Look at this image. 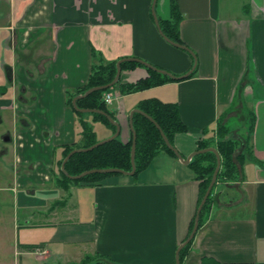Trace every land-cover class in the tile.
Wrapping results in <instances>:
<instances>
[{"label": "crops", "instance_id": "crops-1", "mask_svg": "<svg viewBox=\"0 0 264 264\" xmlns=\"http://www.w3.org/2000/svg\"><path fill=\"white\" fill-rule=\"evenodd\" d=\"M175 2L194 73L121 93L122 84L148 75L144 65L125 67L107 106L126 142L129 113L141 100L175 103L186 129L171 144L183 159L199 140L214 137L222 119L230 135L252 125L250 149L239 151L243 178L216 184L217 203L183 264H264V0ZM151 3L0 0V140L7 143L0 158L9 154L12 173L6 179L0 172V190L13 196L11 211L0 214V264H73L85 255L115 264H174L197 209L190 161L161 151L135 177L120 173L100 184L61 186L55 175L61 147L82 141L80 116L67 99L85 84L93 51L106 61L140 58L175 75L191 68L193 57L158 33ZM155 13L169 19L170 0H156ZM233 110L243 115L238 130L229 125ZM90 124L97 140L112 135L104 123ZM38 189L42 198L30 199Z\"/></svg>", "mask_w": 264, "mask_h": 264}, {"label": "trees", "instance_id": "trees-1", "mask_svg": "<svg viewBox=\"0 0 264 264\" xmlns=\"http://www.w3.org/2000/svg\"><path fill=\"white\" fill-rule=\"evenodd\" d=\"M151 16V13H150ZM152 17V16H151ZM181 14L177 7L175 0H170V18L161 19L158 18L162 32L173 42L183 44L179 35V23ZM93 62L91 64L90 73L87 77L85 84L78 88L73 94L68 96L67 102L71 106L72 97L81 94L90 87L104 85L109 83L116 71V60L106 61L103 56L97 52H92ZM136 65L143 66L142 64L134 61H124L121 63V69L125 67L132 68ZM158 68L160 66L155 65ZM147 69L148 75L142 79L137 80L134 83L122 84L120 86L121 93H130L138 90H143L152 86L160 85L166 82L175 81L166 75L159 74L149 68ZM194 73V71H193ZM189 77V76H188ZM118 83V81L116 82ZM116 83L114 85H116ZM113 85V86H114ZM112 86V87H113ZM104 90H96L88 95L79 98L76 104L79 108H91L99 109L110 115L114 119V112L110 110L107 104L102 99L105 92L111 90V88ZM72 107V106H71ZM138 108L148 114L154 121H156L160 127V130L171 142L172 137L177 132L185 131V124L182 122L178 107L175 103L163 102L157 98H148L141 100L138 104ZM79 116L81 131V142H73L61 147V157L57 161V178L56 182L61 186H66L68 183H89L100 184L104 178L111 175H118L120 173H91L87 174L79 179H70L66 177L60 170V164L63 157L73 148L88 147L95 142L99 141L96 138L95 132L90 124L91 121H100L107 125L112 134L115 132V126L110 123L107 118L99 113H80L76 112ZM89 115L91 120H87L83 115ZM253 120V118H252ZM253 123V122H252ZM132 124L136 133V145H135V172L132 177H135L140 171L145 169L152 158L161 151L168 152L175 156L174 152L170 150L164 143L159 129L146 117L140 113H133ZM252 131V125L248 123L247 133L244 139L245 149H250V136ZM205 140H199L197 143V149L213 146L216 148L220 155V168L217 173V178L214 186L211 189L205 203L203 204L198 221V228L205 220L210 207L217 203L218 194L214 188L217 183L224 184L228 182H234L242 180V161L244 159L243 152H237V141L232 138L228 133V128L221 123L216 128V133ZM241 144V143H240ZM130 147L131 138L123 142L117 135L112 140H109L91 150L84 152H75L72 154L65 163V169L70 175H77L85 170L94 168H118L124 171L131 170L130 164ZM190 167L195 173V179L198 181V198L197 206L202 199L204 192L210 182L212 173L216 165V157L213 152L207 151L196 154L189 162ZM194 216L192 217L188 234L193 225ZM193 240V239H192ZM188 242L179 252L180 264H183L184 256L187 249L192 242ZM73 264H115L108 259L85 255L79 263Z\"/></svg>", "mask_w": 264, "mask_h": 264}, {"label": "water", "instance_id": "water-1", "mask_svg": "<svg viewBox=\"0 0 264 264\" xmlns=\"http://www.w3.org/2000/svg\"><path fill=\"white\" fill-rule=\"evenodd\" d=\"M155 3H156V0H152L151 7H150V13H151V16L153 18L154 24H155V26H156V28L158 30V33L161 35V37L166 42H168L169 44H171V45H173V46H175L177 48H180V49H183V50L187 51L193 57V64H192L191 68L188 71H186L185 73L181 74V75H175V74L171 73L170 71H168L166 69L158 68L155 65H152L151 63H149L147 61H144V60H142L140 58L126 57V58H121V59L117 60L115 75H114L113 79L109 83L104 84V85H98V86L90 87L89 89H87L83 93L75 95L72 98V101H71L72 107H73V109L75 111H78V112H81V113H87V112L94 113L95 112V113H99V114L104 115L107 118V120L115 126V132L112 135H110L109 137H107L105 139H102V140H99V141L95 142L94 144H92V145H90L88 147H79V148L71 149L63 157V159L61 161V164H60V170L66 177H68L70 179H79V178H81V177H83V176H85L87 174H91V173H114V172H117V173H121V174H124V175H133L134 172H135L134 157H135V145H136V133L134 131L133 124H132L133 113L142 114L144 117L149 119L155 125V127L157 129H159L161 137H162L165 145L170 150H172L174 152V154L178 157V159L181 162L188 163L190 161V159L194 155L199 154V153H203V152H207V151L213 152L215 157H216V165H215L214 171L212 173L210 182H209V184H208V186H207V188H206V190L204 192V195H203L202 199L200 200V202H199V204L197 206V209H196V212H195V215H194L192 228H191L189 234L187 235V237L177 246L175 254H174V264H180L179 252L186 244H188V242H190L194 238V235H195V233H196V231L198 229V221H199V214H200L201 208H202L203 204L205 203L208 195L211 192L212 187L214 186V184L216 182L217 173H218L219 168H220L221 160H220V155H219V153H218V151L216 150L215 147L209 146V147H205V148H202V149H197V150L193 151L190 155H188L185 159H183V157L172 146L171 142L166 138V136L160 130V127H159L158 123L156 121H154V119H152L148 114H146L145 112L140 110L139 108H134L129 113V126H130V131H131V134H132V136H131V147H130V164H131V170L130 171H124V170H121V169H118V168H99V169L94 168V169L85 170V171H83V172H81V173H79L77 175H70L65 169L66 161L75 152H84V151L91 150L94 147H97V146H99V145H101V144H103V143H105V142H107L109 140H112L113 138H115L119 134L120 127H119L118 123L116 122V120H114L110 115H108L107 113H105L104 111L99 110V109L79 108L77 106V104H76V101L79 98L84 97V96L88 95L89 93H91L93 91L104 90V89L112 87L118 81V78H119V75H120V70H121V66L120 65H121L122 62H124V61L138 62V63L144 65L146 68H149V69H151V70H153V71H155V72H157L159 74L166 75L167 77H169V78H171L173 80H181V79L187 78L191 74V72L193 71V69L195 67V63H196L194 53L186 45L173 42L172 40H170L162 32L160 24H159L158 17H157V15L155 13Z\"/></svg>", "mask_w": 264, "mask_h": 264}, {"label": "rangeland", "instance_id": "rangeland-1", "mask_svg": "<svg viewBox=\"0 0 264 264\" xmlns=\"http://www.w3.org/2000/svg\"><path fill=\"white\" fill-rule=\"evenodd\" d=\"M159 3H160V0H159ZM241 115L242 114L238 110H233L229 114V116H232V118L229 121V125L236 127L237 130H238V128L240 127V124H239L238 119L243 116V115L242 116ZM239 120H241V119H239ZM221 123L224 126V123L225 122L223 121V119L221 120ZM1 128L2 127H0V129ZM4 128H7V127L5 126ZM241 129H242V126H241ZM231 135L236 138V141H237L236 153H237L238 151H240L242 149V147H245L244 145L242 146V143H245L244 142V139H245V135L246 134H240L241 135L240 136V135H237L235 132L234 133L232 132ZM237 138H239V139H237ZM0 146L1 147H7V143H5L2 140H0ZM0 172H3L4 173V177L6 179H8L11 176L10 174H12L11 173V158H10L9 154H7V153H6L5 157H1L0 158ZM56 172H57V167L55 166V175H57ZM7 192L12 194V192H9V191L3 192L2 190H0V214H1V211H3V212H9V211H11V209L9 208V206H10L9 204L10 203L12 204V202H13V198L12 197L13 196L11 194L9 196ZM41 192L42 191L38 189V190L35 191V193L33 195H31V196L30 195H27V196L32 197L30 199H35V197L38 198V199H41L42 197H37V196H39L41 194ZM24 193L26 194V191H24ZM9 197H10V201H9ZM14 198H15V196H14ZM19 199H20V197H19ZM19 212H20V214L18 216L19 217V220L21 222H23L24 219L21 217V214H23V210H20ZM90 256H93V255H90Z\"/></svg>", "mask_w": 264, "mask_h": 264}, {"label": "built area", "instance_id": "built-area-1", "mask_svg": "<svg viewBox=\"0 0 264 264\" xmlns=\"http://www.w3.org/2000/svg\"><path fill=\"white\" fill-rule=\"evenodd\" d=\"M102 99L106 104H109L112 101V93L111 92H105L102 96Z\"/></svg>", "mask_w": 264, "mask_h": 264}, {"label": "flooded vegetation", "instance_id": "flooded-vegetation-1", "mask_svg": "<svg viewBox=\"0 0 264 264\" xmlns=\"http://www.w3.org/2000/svg\"><path fill=\"white\" fill-rule=\"evenodd\" d=\"M6 138H8V137H6Z\"/></svg>", "mask_w": 264, "mask_h": 264}]
</instances>
